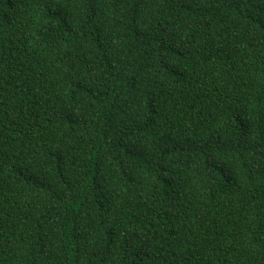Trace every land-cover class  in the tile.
Masks as SVG:
<instances>
[{
	"label": "trees",
	"instance_id": "16d2710c",
	"mask_svg": "<svg viewBox=\"0 0 264 264\" xmlns=\"http://www.w3.org/2000/svg\"><path fill=\"white\" fill-rule=\"evenodd\" d=\"M0 264H264V0H0Z\"/></svg>",
	"mask_w": 264,
	"mask_h": 264
}]
</instances>
